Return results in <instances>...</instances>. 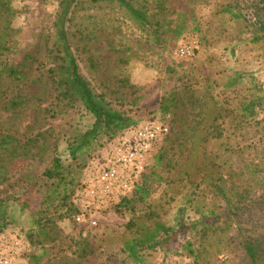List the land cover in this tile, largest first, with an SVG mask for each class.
Segmentation results:
<instances>
[{
  "label": "rangeland",
  "instance_id": "obj_1",
  "mask_svg": "<svg viewBox=\"0 0 264 264\" xmlns=\"http://www.w3.org/2000/svg\"><path fill=\"white\" fill-rule=\"evenodd\" d=\"M3 1L0 71L24 78L0 73V139L28 140L30 150L0 148V229L18 232L23 247L14 264H246L242 244L264 241V39L254 40L264 0H128L142 22L116 3H76L67 30L82 75L133 112L124 129L88 140L94 117L79 102H53L42 70L58 0ZM187 42L192 54L180 59L175 49ZM152 120L169 133L136 189L77 222L66 207L93 155ZM54 156L61 177L49 180ZM181 223L161 240V227Z\"/></svg>",
  "mask_w": 264,
  "mask_h": 264
},
{
  "label": "trees",
  "instance_id": "obj_2",
  "mask_svg": "<svg viewBox=\"0 0 264 264\" xmlns=\"http://www.w3.org/2000/svg\"><path fill=\"white\" fill-rule=\"evenodd\" d=\"M81 1H88L91 3H116L124 8L132 18L140 22L145 21V12L134 7L128 0H58L57 10L52 22V37L50 45L45 51L46 60L42 70L54 87V94H52L53 102H79L84 110L94 117L91 128L87 130L82 137L84 140H88L95 137L102 128L112 131L114 129H124L132 121L131 113L133 112L128 107L120 109L114 108L110 103L111 101L105 99L102 94H97L92 90L88 80L80 71L79 64L68 41L67 23L70 19L69 15L72 8L76 3ZM0 3L4 10L8 11L7 4L3 0H1ZM259 31L261 34L254 37L255 41L264 39V24L260 26ZM4 43L5 39L0 37V53L7 50ZM2 72L9 77L16 78V82L24 78V74L21 71L13 68L0 71V73ZM19 102L20 101L12 100L9 102V107L18 108L21 105ZM160 110L162 112L169 111L168 106L165 103L160 105ZM127 131L129 130L125 129V132ZM168 133L169 129L164 137H166ZM122 134H120L119 137ZM112 143H110V145H112ZM28 144V140H24L23 143H20L19 140L11 136L0 139V148L5 149L9 146L12 147V154L16 157L20 156V154L22 156H27L30 151L27 149ZM33 145L34 144H31V146ZM95 155H93V157ZM60 168L61 160L58 156H54L51 167L46 168L43 171V175L49 180H54L55 178L58 179L61 177ZM137 186L138 185L135 186L132 192ZM127 196L122 197L114 205H119L122 201H126L128 198ZM68 206L69 207H66V209L71 210L70 214H72V216L79 212V209L74 205L72 199L68 201ZM184 229L185 225L183 223L179 224L175 229L172 227H161V233L159 235L163 234L164 237L161 240L166 241L177 231ZM155 237L156 235L150 236L149 241L156 243L154 241ZM262 243L263 244L260 242H244L242 244L246 264H264V241ZM183 248L193 255V249L190 242L186 241Z\"/></svg>",
  "mask_w": 264,
  "mask_h": 264
},
{
  "label": "built area",
  "instance_id": "obj_3",
  "mask_svg": "<svg viewBox=\"0 0 264 264\" xmlns=\"http://www.w3.org/2000/svg\"><path fill=\"white\" fill-rule=\"evenodd\" d=\"M192 49L193 43L187 42L176 47L174 53L184 59L192 54ZM167 132L163 122L144 121L96 154L86 165L84 178L72 198L74 205L81 208L76 221H83L85 210L129 195L138 184L147 155ZM22 250L18 232L0 230V264H14Z\"/></svg>",
  "mask_w": 264,
  "mask_h": 264
}]
</instances>
